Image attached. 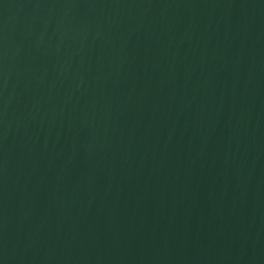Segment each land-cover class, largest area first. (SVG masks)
Instances as JSON below:
<instances>
[{
    "label": "water",
    "instance_id": "obj_1",
    "mask_svg": "<svg viewBox=\"0 0 264 264\" xmlns=\"http://www.w3.org/2000/svg\"><path fill=\"white\" fill-rule=\"evenodd\" d=\"M0 264H264V0H0Z\"/></svg>",
    "mask_w": 264,
    "mask_h": 264
}]
</instances>
